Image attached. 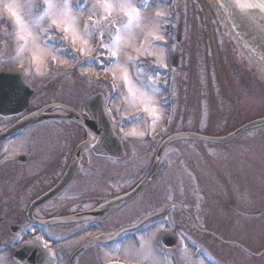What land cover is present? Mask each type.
<instances>
[{"label":"flooded vegetation","instance_id":"af4514ba","mask_svg":"<svg viewBox=\"0 0 264 264\" xmlns=\"http://www.w3.org/2000/svg\"><path fill=\"white\" fill-rule=\"evenodd\" d=\"M207 34L218 69L223 49L225 59L264 82V62L242 45L229 23H212ZM65 65L64 58L29 69L18 64L23 72L9 81L0 78V236L16 240L14 249L42 247L43 264H149L126 254L148 246L146 241L153 244L154 262L179 264L189 258L200 264H257L264 251L258 255L228 234L233 220H195L183 204L187 201H179L177 186L160 180L162 167L148 184L123 199L148 173L159 140L129 136L130 126L115 120L117 112L106 104L102 107L108 120L98 123L109 129L103 132H111L115 153L96 149L98 135L80 147L90 133L71 113L90 118L86 99L99 93L106 102L112 80L81 73L79 63L70 71ZM10 66L17 65H0V70ZM186 170L196 177L190 182L204 190L207 178H198L200 170L181 172L187 175ZM163 208L164 213L151 217ZM13 226H18L15 233Z\"/></svg>","mask_w":264,"mask_h":264},{"label":"rangeland","instance_id":"374dc122","mask_svg":"<svg viewBox=\"0 0 264 264\" xmlns=\"http://www.w3.org/2000/svg\"><path fill=\"white\" fill-rule=\"evenodd\" d=\"M154 1L131 0L134 6L141 9V15L134 23L131 35L121 32L124 46L116 61L108 60L110 52L103 53L101 58V31L104 41L110 43L115 33L108 29L109 22L122 28L128 18L122 13H113L105 21L103 10L93 7L95 0H67L77 18L78 37L85 31L92 32L94 38H86L87 43L79 38L73 43L70 34L59 29L53 31L48 18H45L34 33L39 36V45L34 50L30 43L23 47L24 41L18 39L14 22L5 14L0 17V65L23 64L27 69L40 67L58 52L60 39L65 43L66 50L78 52L75 53L77 56L80 53L83 60L76 68L81 73H105L113 78L116 93L112 99L114 111L121 113L123 119L134 122L128 128L129 136L159 134L157 136L161 138L177 131H191L220 137L264 117V86L253 83L247 78L249 75L246 76L238 68L239 65L225 59L222 46L219 49L223 55L221 68L225 76L223 73H220L221 77L217 75L206 15H210L214 24H226L218 4L214 0H177L182 4L185 35L188 32L190 39L186 43L184 67L178 70L179 79L174 83L169 72V55L178 17L174 5L176 0H159L157 4ZM20 3L25 10L31 7L34 17L42 15L47 7L44 0H20ZM154 25L158 26L156 34L163 36L162 41L149 35ZM198 30L192 39V31ZM58 55L64 58L63 53ZM163 64H167V68ZM67 71H70L69 68ZM180 82L181 86L177 89ZM174 84L177 91L172 93ZM82 92L86 96L89 90L85 87ZM175 92L177 97H174ZM164 97L167 106H163ZM185 103L187 112L183 113ZM163 153L160 180L177 186L179 201H187L183 204L192 210L195 220H233L228 234L251 250L259 251L264 247V213L245 216L233 208L237 204L246 209H264V124L251 127L226 143L178 138L169 142ZM187 168L200 170L198 178L201 181L207 178L204 190L200 192L198 183L190 182V178H196L193 172L186 170L187 175L181 172ZM193 183L194 188L191 187ZM176 213V218L182 220V215ZM144 244L148 246L126 254L149 264H176V261H152L150 246L153 244L149 241ZM12 247L5 240L0 251V264H15L11 258ZM179 264L200 263L185 258ZM257 264H264V255L258 257Z\"/></svg>","mask_w":264,"mask_h":264},{"label":"snow or ice","instance_id":"6c2138e0","mask_svg":"<svg viewBox=\"0 0 264 264\" xmlns=\"http://www.w3.org/2000/svg\"><path fill=\"white\" fill-rule=\"evenodd\" d=\"M237 2L242 9L259 8L261 12L264 13V0H256L255 3H242L240 0H237ZM44 4L47 7L43 11V14L34 17L33 9L29 7L25 10L20 0H0V17L6 14L7 17L14 22L17 28L18 39L24 41L23 47H27L30 43L34 50L39 45V36L34 35V33L38 31L40 21L45 18H48L53 31L59 29L62 33L70 34L73 43H76L78 38L84 43H87L86 38H94L91 31H85L82 36L78 37L76 26L77 18L68 5L67 0H55V2L54 0H44ZM93 7L97 10H103V19L105 21H108L113 13H122L128 18V22L123 24L122 28L114 27L113 24L109 22L107 25L108 29L115 33L110 43L104 41L101 31L99 49L101 58H103V53L110 52L108 60L116 61L124 46L121 32L123 31L131 35L134 23L140 19L141 9L134 6L131 0H95ZM157 27L158 26L154 25L149 35H153L157 41H162L163 36L156 34ZM45 34H47V31ZM52 59H56V57L53 56ZM163 67L167 68V64H163ZM125 80H127V74H125ZM44 246L47 247L46 241L44 242Z\"/></svg>","mask_w":264,"mask_h":264},{"label":"water","instance_id":"95a60500","mask_svg":"<svg viewBox=\"0 0 264 264\" xmlns=\"http://www.w3.org/2000/svg\"><path fill=\"white\" fill-rule=\"evenodd\" d=\"M219 1L221 2L224 10L227 12V14H228L231 22L235 26V28L240 32V35L242 36L241 38L244 39V41L246 42V44L250 48L255 50V52L259 55V57L264 59V13H262L259 8H253V9L243 8L242 9V8H240L237 0H219ZM240 2H242V3H248V2L255 3L256 0H240ZM220 9H221V7H220ZM181 29H182V23L180 22L179 26H178V30H177L178 31V35H177L178 40L180 39V32H181L180 30ZM177 60H179V52L175 51L172 55V58H171V66L172 67H176L178 65ZM2 73L3 74L1 76H5V75H8L10 73V71H4ZM94 98H96V97H94ZM92 102H93V98H90L86 103V109L91 114L93 121H98V120L103 119L101 108H98L95 110H90L91 105H94V102H93V104H92ZM76 119L80 122H84V119L81 118V116H79ZM262 123H264V117L250 121V122L240 126L239 128H237L233 132L229 133L228 135L222 136L220 138L219 137H212V136H205V135L195 133V132H177V133H174L170 136H167L166 138H164L162 140V142L160 143V145L157 149V152H156L155 158H154V162H153V165H152L150 172L140 182L138 187L140 188L141 186L145 185L157 173L161 153H162L165 145L169 141L176 139V138H180V137H190V138H196L199 140L201 139V140H205V141H214V142L223 143V142H227V141L231 140L232 138L237 136L242 131H244L250 127H254L256 125L262 124ZM90 129L94 133H98L102 130V128H100V127H90ZM99 136L102 137L103 142L101 143V148H102L103 153H105L106 148L109 147L110 145L105 142L106 135L99 134ZM87 143H88V141L83 143L81 146H84ZM138 187L134 191H137ZM235 208L239 212L247 214V215H255V214H259V213L264 211L263 208H257L254 210H245V209L239 208L238 206H235ZM29 249H30V247H24L21 250H17L14 253V258L17 261H19V263H21V264L25 263L21 260V258L26 261V259L23 257V255L26 256Z\"/></svg>","mask_w":264,"mask_h":264}]
</instances>
